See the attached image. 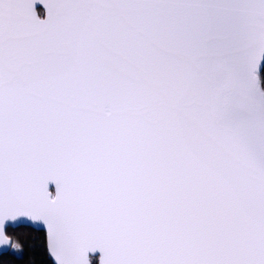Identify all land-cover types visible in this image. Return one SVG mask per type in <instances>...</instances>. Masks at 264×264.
Masks as SVG:
<instances>
[{
    "label": "snow or ice",
    "instance_id": "snow-or-ice-1",
    "mask_svg": "<svg viewBox=\"0 0 264 264\" xmlns=\"http://www.w3.org/2000/svg\"><path fill=\"white\" fill-rule=\"evenodd\" d=\"M17 222L45 264H264V0H0Z\"/></svg>",
    "mask_w": 264,
    "mask_h": 264
},
{
    "label": "trees",
    "instance_id": "trees-1",
    "mask_svg": "<svg viewBox=\"0 0 264 264\" xmlns=\"http://www.w3.org/2000/svg\"><path fill=\"white\" fill-rule=\"evenodd\" d=\"M18 250L0 255V264H45L44 233L30 226L9 227Z\"/></svg>",
    "mask_w": 264,
    "mask_h": 264
},
{
    "label": "water",
    "instance_id": "water-1",
    "mask_svg": "<svg viewBox=\"0 0 264 264\" xmlns=\"http://www.w3.org/2000/svg\"><path fill=\"white\" fill-rule=\"evenodd\" d=\"M52 186L50 185V188ZM30 226L34 229H37V230H42L41 227L35 223H32V222H17L16 224L10 226V227H17V226ZM8 251H14L13 249H11L10 247H6V246H0V255L3 254V253H6ZM98 255V253H97Z\"/></svg>",
    "mask_w": 264,
    "mask_h": 264
}]
</instances>
